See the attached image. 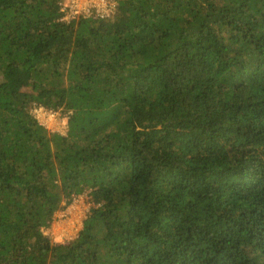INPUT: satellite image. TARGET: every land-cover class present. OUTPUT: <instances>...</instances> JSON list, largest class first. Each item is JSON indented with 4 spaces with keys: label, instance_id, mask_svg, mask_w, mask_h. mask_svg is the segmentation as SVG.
<instances>
[{
    "label": "trees",
    "instance_id": "16d2710c",
    "mask_svg": "<svg viewBox=\"0 0 264 264\" xmlns=\"http://www.w3.org/2000/svg\"><path fill=\"white\" fill-rule=\"evenodd\" d=\"M114 1L0 0V264H264V0Z\"/></svg>",
    "mask_w": 264,
    "mask_h": 264
},
{
    "label": "built area",
    "instance_id": "2783aa9c",
    "mask_svg": "<svg viewBox=\"0 0 264 264\" xmlns=\"http://www.w3.org/2000/svg\"><path fill=\"white\" fill-rule=\"evenodd\" d=\"M116 12L117 4L114 0H62L60 19L66 22L76 21L81 18L98 20L109 18ZM31 113L39 124L45 125L50 131L65 133V124L62 121L60 110H54L40 104L33 107ZM79 196L77 195V197ZM80 210L82 211V209ZM77 233L75 231L71 238H74Z\"/></svg>",
    "mask_w": 264,
    "mask_h": 264
},
{
    "label": "rangeland",
    "instance_id": "374dc122",
    "mask_svg": "<svg viewBox=\"0 0 264 264\" xmlns=\"http://www.w3.org/2000/svg\"><path fill=\"white\" fill-rule=\"evenodd\" d=\"M66 131L67 126L65 125V133ZM79 195V197L76 195L69 204L56 212L51 225L44 229L45 234L52 240L64 242L69 240L75 231L78 232L82 228L86 212L89 211L91 204L88 192Z\"/></svg>",
    "mask_w": 264,
    "mask_h": 264
},
{
    "label": "clouds",
    "instance_id": "9594fccd",
    "mask_svg": "<svg viewBox=\"0 0 264 264\" xmlns=\"http://www.w3.org/2000/svg\"><path fill=\"white\" fill-rule=\"evenodd\" d=\"M50 131V130H49ZM57 133H59V132H57ZM62 134H64V133H62Z\"/></svg>",
    "mask_w": 264,
    "mask_h": 264
}]
</instances>
